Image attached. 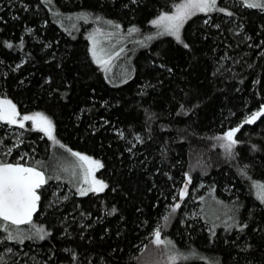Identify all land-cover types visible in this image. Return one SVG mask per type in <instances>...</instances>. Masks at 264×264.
Returning <instances> with one entry per match:
<instances>
[{
    "label": "trees",
    "instance_id": "1",
    "mask_svg": "<svg viewBox=\"0 0 264 264\" xmlns=\"http://www.w3.org/2000/svg\"><path fill=\"white\" fill-rule=\"evenodd\" d=\"M175 1L0 0V98L50 117L61 144L102 160L107 182L100 193L66 195L65 185L55 195L47 178L27 224L34 238L7 240L0 229V264H264V203L252 186L264 183V114L244 123L264 111V11L218 0L233 15L192 16L183 43L129 39L124 81L91 54L93 29L145 39ZM236 128L229 153L216 138ZM24 132L16 141L0 130V162L25 152L34 165L51 153L43 132ZM210 199L222 219L210 218Z\"/></svg>",
    "mask_w": 264,
    "mask_h": 264
},
{
    "label": "snow or ice",
    "instance_id": "2",
    "mask_svg": "<svg viewBox=\"0 0 264 264\" xmlns=\"http://www.w3.org/2000/svg\"><path fill=\"white\" fill-rule=\"evenodd\" d=\"M43 2L48 5L51 3V0H43ZM135 2V0H133ZM242 5L248 9H259L264 11V0H240ZM218 0H181L179 3L173 4V11L165 12L160 14L156 19L151 21V24L155 26L158 31V35H169L175 37L178 42L183 43L181 40V28L184 23L190 19L192 16L197 13H206L212 11L226 12L225 8L217 7ZM26 7V6H25ZM227 15H233L232 12H226ZM18 18V17H13ZM79 19L87 20V16H80ZM99 19V18H98ZM105 23L111 25L112 21H105ZM207 23V21H205ZM116 28L120 26L114 25ZM32 29H28V32H31ZM139 29L131 28L129 32H137ZM93 39V48L92 55L96 58L97 63L101 62L100 55L97 52L96 41L94 36L90 37ZM147 39L151 40L153 37L149 36ZM6 43L8 48H13V44ZM183 46L188 48L189 45L184 43ZM19 47H23V40L21 39V43ZM104 50L101 49L102 53ZM122 52L123 49H120ZM116 56L120 55V52L115 53ZM112 57L109 56V60ZM104 63H108V61H103ZM19 67V65H17ZM169 71H171L169 69ZM264 114V111H258L253 113L251 116L247 117L244 120V123H253L255 120ZM19 117V119H17ZM0 121H6L8 124H18L20 128L25 127V121H31L33 126L39 130L40 132L45 133L49 139L55 140L53 135L54 125L53 121L50 117L46 116L44 113L35 112L31 115H21L16 108V105L8 99H0ZM239 131V128L232 129L224 134L222 137H217L216 139H222L228 141L225 143L223 147L231 152L233 145L237 143L235 139H233L235 133ZM122 136V133H121ZM139 139V137H137ZM56 143H59L56 141ZM60 147H64L60 145ZM71 155L77 157L80 161L89 165V167L102 168L103 164L94 160L93 158L83 155L79 152H72L71 149H68ZM23 158V157H21ZM240 174L242 176H247V172L241 170ZM189 177V181H190ZM249 179H251L249 177ZM47 183V178L44 175V172L39 171L36 167H26L19 163H5L0 162V229L7 233L6 239L13 240L17 239L20 243H23L25 239L22 235H13L12 230L9 228V225H21V224H31L33 214L37 211L38 203L40 201V195L38 194V189H40L44 184ZM96 187H90L89 189H80V195H86L88 191L92 192H100L103 191L107 185L103 183V181H94ZM253 187L257 189V198L264 203V183L253 182ZM187 188V184H185V189ZM184 194L182 190L181 195ZM180 205L176 204L172 208V212H175ZM116 210L113 208L112 212L114 213ZM168 217H165L167 220ZM248 225L244 224L240 227V231H243L244 228H247ZM35 238L39 240H44L47 235L50 233H46L45 230L40 227L35 229ZM161 233L159 230L155 232V243L164 244L165 241L161 240ZM27 239H33V235H29L26 237ZM171 244V241L167 242ZM10 251V250H9ZM171 259L175 260L176 257H171Z\"/></svg>",
    "mask_w": 264,
    "mask_h": 264
},
{
    "label": "rangeland",
    "instance_id": "3",
    "mask_svg": "<svg viewBox=\"0 0 264 264\" xmlns=\"http://www.w3.org/2000/svg\"><path fill=\"white\" fill-rule=\"evenodd\" d=\"M227 1H233L235 3H240V0H227ZM179 1H175L174 3H179ZM173 3V4H174ZM218 7V4H217ZM173 5L169 8L168 11L165 12H171L173 11ZM165 12H161L165 13ZM209 14L210 12L202 13V14ZM158 14V16L160 15ZM201 14V13H197ZM158 16H156L154 19H156ZM153 19V20H154ZM185 24V23H184ZM184 26V25H183ZM152 27L155 28V30H152V32L147 33L142 39L141 36L134 35L129 36L125 34H121L120 30H117V33H110L107 32L106 26H102L100 30L93 29L90 32V37L95 38L96 41V47L97 52L100 55L101 62L98 63L102 66V68L105 70L106 75L115 82L118 81H124L127 80V77L124 78L125 75V69L124 68V61H125V55L124 52L120 51V49L124 50L123 44L125 42H131L129 39H132L134 43L140 44L143 43V41H148L147 37L151 36L155 38L156 36H159L157 33L160 31L155 26L152 25ZM183 27L181 28L182 32ZM105 30V31H103ZM90 39V38H89ZM152 40V39H151ZM149 40V41H151ZM90 47H91V54H92V48H93V39H90ZM103 49L104 51L101 53L100 50ZM120 52L119 56H116L115 53ZM93 56V55H92ZM109 56L112 58L109 60ZM129 57V56H127ZM94 58V57H93ZM94 60L97 62L96 58ZM108 61V63H104L103 61ZM123 64V65H121ZM118 80V81H116ZM0 99H7V98H0ZM17 108V106H16ZM18 111V108H17ZM19 112V111H18ZM19 119V117L17 118ZM52 120V119H51ZM25 127L20 128L18 124H8L6 121H0V130H5L8 135H16L14 139L16 141L22 140L23 137L26 136V133L24 132V129L26 126L32 125L33 128H35L31 121H25ZM54 125V123H53ZM36 129V128H35ZM45 135V133H44ZM53 135L55 137V140H52V150L51 153L47 156H43L40 160H38L34 165L46 172L47 178L52 179L55 181V195L59 194L60 191H62L67 185V193L72 194L77 193L80 195V189H89L90 187H96L97 185L94 184V181H103L104 184L107 185V182L100 178L98 176V171L100 168L89 167L88 164L80 161L77 157L71 155V153L68 151V149H71L70 147H67L63 144H61L55 134V127L53 130ZM47 136V135H45ZM48 137V136H47ZM58 141L59 143H56ZM60 145H63L64 147H60ZM72 152H78L76 150L71 149ZM81 153V152H79ZM83 155H86L84 153H81ZM25 152L21 155L23 158H19V160H24V162H28V158ZM29 156V155H28ZM89 156V155H87ZM93 158L94 160H98L102 163V160L99 158H94L92 156H89ZM107 188V187H106ZM105 188V189H106ZM104 189V190H105ZM103 190V191H104ZM100 191V192H103ZM92 191H88L90 193ZM96 192V193H100ZM215 202L214 199H210L209 203H211L207 210L210 212V218L215 219L214 221L222 219V217H216L218 214H216L217 210L213 208V203ZM208 204V203H207ZM196 214V213H195ZM215 214V215H214ZM214 216V217H213ZM225 220V219H224ZM30 225H23V226H16V225H9V228L12 230L13 233L16 235H22L25 237L29 235H33L34 230L31 227H28Z\"/></svg>",
    "mask_w": 264,
    "mask_h": 264
},
{
    "label": "water",
    "instance_id": "4",
    "mask_svg": "<svg viewBox=\"0 0 264 264\" xmlns=\"http://www.w3.org/2000/svg\"><path fill=\"white\" fill-rule=\"evenodd\" d=\"M5 163H13V164H15V163H19V164L24 165V166H26V167H36V166H34V165H30V164H28V163H26V162H22V161H18V162H5ZM36 168H37L39 171L44 172V175H45V177L47 178L46 172H45L44 170H42V169H40V168H38V167H36ZM44 185H45V184H44ZM44 185H43V186H44ZM43 186H42V187H43ZM42 187H41V188H42ZM41 188L37 190V191H38V194L40 195V197H41V193H40ZM40 201H41V198H40ZM40 201H39V203H38L37 211L33 214L32 221L35 219V216L37 215V213H38L39 210H40ZM23 225H27V224H21V225H16V226H23Z\"/></svg>",
    "mask_w": 264,
    "mask_h": 264
}]
</instances>
